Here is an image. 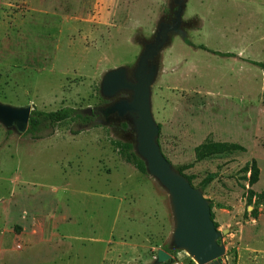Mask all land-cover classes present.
<instances>
[{"label":"rangeland","instance_id":"1","mask_svg":"<svg viewBox=\"0 0 264 264\" xmlns=\"http://www.w3.org/2000/svg\"><path fill=\"white\" fill-rule=\"evenodd\" d=\"M167 5L0 0V102L79 112L102 104V74L134 64L138 41L150 38ZM183 20L197 24L184 39L173 35L152 88L160 149L203 190L214 218L215 208L234 207L244 222L251 210L264 212L247 201L253 158L233 146L246 138L243 108L264 73V0H188ZM8 132L0 124V264H197L184 251L156 262L174 226L168 196L119 158L107 126L90 118L44 128L36 139ZM217 229L222 264H235L234 228Z\"/></svg>","mask_w":264,"mask_h":264},{"label":"water","instance_id":"2","mask_svg":"<svg viewBox=\"0 0 264 264\" xmlns=\"http://www.w3.org/2000/svg\"><path fill=\"white\" fill-rule=\"evenodd\" d=\"M187 1L178 0L177 16L172 24L158 19L150 38L138 41L141 50L132 66L120 64L102 74L98 92L106 104L80 112L83 115L95 113L98 118L94 123L113 126L112 137L132 145L135 155L143 162L145 173L166 192L174 222L170 246L186 252L197 264H222L225 246L219 241L222 232L211 218L210 200L162 153L158 142L159 125L152 111V88L160 71L161 53L171 44ZM196 24L192 20L186 26L191 28ZM181 37L184 39L185 35ZM31 110L30 105L0 102V124L21 136L27 129ZM121 123L126 124L125 130L117 129ZM155 258L157 263H164L171 255L158 249Z\"/></svg>","mask_w":264,"mask_h":264},{"label":"crops","instance_id":"3","mask_svg":"<svg viewBox=\"0 0 264 264\" xmlns=\"http://www.w3.org/2000/svg\"><path fill=\"white\" fill-rule=\"evenodd\" d=\"M260 83L256 98L248 95L246 106L243 108L245 117L241 130L245 128L246 138L234 137L237 144L247 148L251 157L256 161L259 169L258 180L248 188L257 193L264 192V73L261 75ZM250 110L254 116L249 119L247 116ZM241 139L245 142L241 143ZM215 209L214 221L219 224L218 226L234 228L231 235L235 236L238 241L235 264H264V212L242 222L239 220L242 218L240 211L234 207L232 210L222 207ZM225 211L227 217H220L221 212Z\"/></svg>","mask_w":264,"mask_h":264},{"label":"trees","instance_id":"4","mask_svg":"<svg viewBox=\"0 0 264 264\" xmlns=\"http://www.w3.org/2000/svg\"><path fill=\"white\" fill-rule=\"evenodd\" d=\"M198 48L210 51L213 54L220 55V56H227V57H233L234 55L232 53H224L220 51H213L209 50L203 45H199ZM253 64L261 65L262 63L250 61ZM90 117L85 114H81L77 109L71 108V107H62L60 109L54 110V111H39L36 109H32L30 112L29 120H28V126L23 134L30 135L32 138H40V131L44 128L48 127H54L55 125L62 123L67 120H77L79 123L82 121L89 120ZM9 131L8 133H10ZM73 133H77V131H73ZM112 145L116 149V153L119 156L120 159L125 161L126 163L131 164L134 166L137 170H139L142 173H145L143 162L135 155L132 145L130 143L123 142L119 139L112 138L111 139ZM224 144V143H223ZM216 146H219L220 144H215ZM233 146L240 148L241 150L245 151L246 149L235 143ZM176 168V167H175ZM180 173H182L180 168H176ZM183 174V173H182ZM188 181L191 183V179L189 176L183 174ZM259 175V169L256 165V161L254 159L251 160V168L249 170V178H248V186H251L253 183H255L258 180ZM248 199L247 201L254 203H261L264 204V192H255L251 188H248ZM210 207H211V201H210ZM261 213L260 209H253L250 212L251 217H257ZM211 218L214 221V214L211 211ZM248 217L244 215V220H247ZM214 225L217 228L218 223L214 221ZM163 250L168 252L169 254L173 255L172 253L175 251H178L170 246L169 243L162 246Z\"/></svg>","mask_w":264,"mask_h":264},{"label":"flooded vegetation","instance_id":"5","mask_svg":"<svg viewBox=\"0 0 264 264\" xmlns=\"http://www.w3.org/2000/svg\"><path fill=\"white\" fill-rule=\"evenodd\" d=\"M177 4H178V0H170L168 2V5H167V11L163 12L161 15H160V20L164 23H168V24H172L175 20H176V16H177ZM192 20H183V15H182V20L180 21L179 23V27H178V30L176 32V34H180L181 36L182 35H185L186 34V30L189 29L187 28V23H190ZM106 104V101L102 99V104L100 105H104ZM98 105V106H100ZM90 118H92V121H95L97 118H98V115L95 114V113H92L90 115H88ZM110 131H111V128L113 126H107ZM118 130H125L126 129V124L125 123H121L120 125H118L117 127Z\"/></svg>","mask_w":264,"mask_h":264},{"label":"built area","instance_id":"6","mask_svg":"<svg viewBox=\"0 0 264 264\" xmlns=\"http://www.w3.org/2000/svg\"><path fill=\"white\" fill-rule=\"evenodd\" d=\"M177 264V263H176Z\"/></svg>","mask_w":264,"mask_h":264}]
</instances>
